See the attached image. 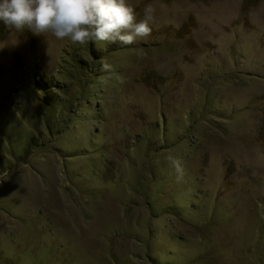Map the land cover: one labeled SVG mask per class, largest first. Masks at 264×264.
Returning a JSON list of instances; mask_svg holds the SVG:
<instances>
[{
    "label": "rangeland",
    "instance_id": "1",
    "mask_svg": "<svg viewBox=\"0 0 264 264\" xmlns=\"http://www.w3.org/2000/svg\"><path fill=\"white\" fill-rule=\"evenodd\" d=\"M128 2L132 45L0 22V264H264V0Z\"/></svg>",
    "mask_w": 264,
    "mask_h": 264
},
{
    "label": "clouds",
    "instance_id": "2",
    "mask_svg": "<svg viewBox=\"0 0 264 264\" xmlns=\"http://www.w3.org/2000/svg\"><path fill=\"white\" fill-rule=\"evenodd\" d=\"M154 8H145L144 18L137 19L136 9L128 0H0V22L17 31L28 29L35 35L51 34L57 40L74 45L89 43L132 45L146 39L153 31ZM112 66L102 64L103 71ZM183 177L182 162L168 157Z\"/></svg>",
    "mask_w": 264,
    "mask_h": 264
},
{
    "label": "trees",
    "instance_id": "3",
    "mask_svg": "<svg viewBox=\"0 0 264 264\" xmlns=\"http://www.w3.org/2000/svg\"><path fill=\"white\" fill-rule=\"evenodd\" d=\"M24 33L25 34H27V33H29L28 31H27V29H25L24 30ZM28 35V34H27ZM90 69H91V67H90ZM150 73H152V72H150ZM153 77H157V76H153ZM41 80H43V81H41ZM34 81H36L37 82V84H38V86H43V88L45 89V88H48V89H50L49 91L50 92H48L49 94L47 95L46 93L44 94L45 96H47L46 97V99H48L49 100V102H52V101H54L55 99H54V90H56L55 88H63V86H62V84L59 86L58 84H55V85H53V86H49L48 85V81L46 80V79H44L42 76L41 77H38V78H34ZM64 84V83H63ZM62 86V87H61ZM47 91V89H45V92Z\"/></svg>",
    "mask_w": 264,
    "mask_h": 264
}]
</instances>
